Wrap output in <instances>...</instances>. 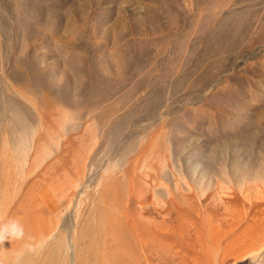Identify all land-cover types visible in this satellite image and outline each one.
I'll return each instance as SVG.
<instances>
[{
    "label": "rangeland",
    "instance_id": "1",
    "mask_svg": "<svg viewBox=\"0 0 264 264\" xmlns=\"http://www.w3.org/2000/svg\"><path fill=\"white\" fill-rule=\"evenodd\" d=\"M16 220L2 263L264 264V0H0Z\"/></svg>",
    "mask_w": 264,
    "mask_h": 264
},
{
    "label": "bare ground",
    "instance_id": "2",
    "mask_svg": "<svg viewBox=\"0 0 264 264\" xmlns=\"http://www.w3.org/2000/svg\"><path fill=\"white\" fill-rule=\"evenodd\" d=\"M25 219L27 220V222L25 223V225L27 226V228H29V229H31V231H30V234L31 235H33L32 236V238H35V237H37V236H39V235H41V234H43L42 232H48L47 230H48V228H43V227H41V224H44L45 222H44V217L43 216H39V215H34V216H31L29 219H27L26 217H25ZM17 222H19L18 220H16ZM19 224L20 225H22V222H19ZM40 228H41V230H40ZM142 238L138 241V242H140V244L142 245L143 243L144 244H146L147 242H146V237L147 236H144V235H142L141 236ZM241 240V239H240ZM14 246H11V248L12 249H14L15 247H19V250H18V252H20V250H23L22 248H21V246H19V245H16V244H13ZM24 245H26V244H24ZM232 245H233V243H231V245L228 247V248H226L225 250H224V256H226V255H228V253H229V251L228 250H230L231 249V247H232ZM5 247V246H4ZM4 247L2 246V244L0 243V256H2V254L3 253H5V249L7 248V247H5V249H4ZM90 247H91V245H90ZM12 249H10V248H8V250L6 249V256L8 257V255H10L11 254V252H9V251H12ZM93 249V248H92ZM15 251V250H14ZM93 253H95V249H94V251H92ZM134 252H135V249H134ZM4 255V254H3ZM196 261V260H195ZM197 262V261H196ZM195 263V262H194ZM0 264H11L10 262H8V261H6V262H1L0 261ZM116 264H123V262H116ZM125 264V263H124Z\"/></svg>",
    "mask_w": 264,
    "mask_h": 264
},
{
    "label": "clouds",
    "instance_id": "3",
    "mask_svg": "<svg viewBox=\"0 0 264 264\" xmlns=\"http://www.w3.org/2000/svg\"><path fill=\"white\" fill-rule=\"evenodd\" d=\"M24 236L23 226L17 221H11L6 225L0 226V239L8 238L22 239Z\"/></svg>",
    "mask_w": 264,
    "mask_h": 264
}]
</instances>
